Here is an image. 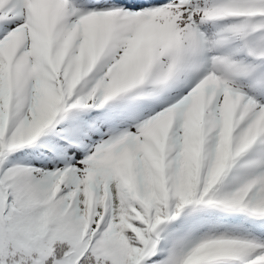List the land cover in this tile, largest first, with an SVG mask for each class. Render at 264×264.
<instances>
[{"label": "snow or ice", "instance_id": "snow-or-ice-1", "mask_svg": "<svg viewBox=\"0 0 264 264\" xmlns=\"http://www.w3.org/2000/svg\"><path fill=\"white\" fill-rule=\"evenodd\" d=\"M0 264H264V0H0Z\"/></svg>", "mask_w": 264, "mask_h": 264}]
</instances>
